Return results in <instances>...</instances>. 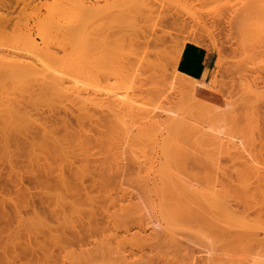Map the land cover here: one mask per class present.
Instances as JSON below:
<instances>
[{
    "label": "rangeland",
    "instance_id": "374dc122",
    "mask_svg": "<svg viewBox=\"0 0 264 264\" xmlns=\"http://www.w3.org/2000/svg\"><path fill=\"white\" fill-rule=\"evenodd\" d=\"M83 1L105 8L84 26L99 19L106 25L82 32L87 44L79 53L74 35L61 30L72 23L74 0H37V8L33 0H0V59L10 52L33 58L40 68L62 71L68 83L85 85L65 86L88 88L91 99L98 90L126 91L141 109L159 106L168 112L165 121L171 116L183 125L176 131L169 119L159 127L138 110H115L112 100L103 109L91 101L83 108L86 97L61 98L38 81L1 82L2 117L9 93L34 124L12 132L25 140L19 149L0 145V245L36 239L37 256L23 264H264V38L251 31L264 26V2L139 0L155 11L151 18L125 9L126 0ZM117 9L126 12L121 20ZM142 26L150 32L133 34ZM187 42L209 54L206 81L217 85L206 100L230 108L219 112L226 117L203 120L186 90L173 87L170 94L169 83L179 79L177 53ZM12 162L18 175L8 174ZM12 176L22 178L18 189ZM227 201L251 228H228L214 217Z\"/></svg>",
    "mask_w": 264,
    "mask_h": 264
},
{
    "label": "bare ground",
    "instance_id": "6f19581e",
    "mask_svg": "<svg viewBox=\"0 0 264 264\" xmlns=\"http://www.w3.org/2000/svg\"><path fill=\"white\" fill-rule=\"evenodd\" d=\"M75 2L72 4V6L74 7V9H75V11H74V9L72 8V11H74V15H72L73 16V19L75 20V23H76V25H74L75 23H74V20L72 19H70V18H72V16L70 15V18L69 17H67L69 14H67V16H64L65 17V19L66 20H68V18L70 19V21L68 20V24L70 23V22H72V23H70L68 26H63V25H61V24H59V25H61V26H63L62 27V31H63V33L64 34H66V35H74L73 37L75 38L74 39V44L77 46V48H76V46H75V48H76V51L78 50L79 51V53L81 52V51H83V49H84V47H86V45L85 44H87V43H85V39L84 38H82V32L83 31H87V30H89L91 27H93L94 26V28H97V27H95V26H101V24H103L102 22H105V21H103V19H99V18H97V19H99L98 21L99 22H101V20H102V22L101 23H99V24H96V25H94L93 24V26H90V25H88L90 28H88V26H84V21L87 19V16L90 14V13H92L93 11V14L94 13H97V15H100V14H98V13H101V10L102 9H105V8H103L104 7V5H99V6H102L101 8H99V7H92L91 6V4L89 5L88 4V6L86 5L87 3H89V2H87L86 4L84 3V1L83 0H74ZM86 1V0H85ZM127 2V6H128V8H125V9H128L129 11H134V9L137 11V9L136 8H140V11L138 10V14L140 15V12H141V10H143V12L146 14V15H148V17H151V16H154V14H155V11H153L148 5L149 4H147L146 2V4H143L142 2H139V0H126ZM143 1H145V0H143ZM254 1V0H253ZM261 1V0H260ZM98 2H100V1H98ZM255 2V1H254ZM258 2H259V0H258ZM264 1L262 0L261 2H260V4L261 5H263L262 3H263ZM68 3V2H67ZM125 3V4H126ZM33 4H34V6L37 8V0H33ZM70 4V3H69ZM96 4V3H95ZM101 4V3H100ZM253 4V5H252ZM258 6L259 4L256 2V3H250L248 6H255L256 8H257V6ZM67 5V4H66ZM107 4H105V6H106ZM114 5V4H113ZM151 5V4H150ZM152 5H153V3H152ZM261 5H259L260 6V8H263V7H261ZM67 6H69V5H67ZM66 6V7H67ZM108 6H109V4H108ZM112 6V5H111ZM126 6V7H127ZM251 6V7H252ZM259 6H258V8L256 9V10H258V9H260L259 8ZM264 6V5H263ZM114 7V6H113ZM117 7V6H116ZM123 7H125V6H123ZM153 7H154V5H153ZM255 7H254V9H255ZM122 8V7H121ZM116 9V8H115ZM68 10V9H67ZM70 10V9H69ZM109 9H107V11H108ZM118 10H120V9H117V11H115L114 10V14L116 15V13H118L119 11ZM105 11V10H104ZM104 11H102L103 13H104ZM106 11V12H107ZM129 11H127V12H129ZM111 12V13H110ZM158 12V11H157ZM259 12V11H258ZM123 13H126V12H123ZM122 12L121 13H118L119 15L118 16H124V15H122L123 14ZM134 13V12H133ZM102 14V13H101ZM104 14H107V16H109V14H111L112 16H114L113 14H112V11H109V13H104ZM136 13H134V15H135ZM60 15H62V14H60ZM97 15H96V17H97ZM143 15V13L141 14V16H140V18H145L146 16H142ZM255 15H256V13H255ZM103 16V15H102ZM107 16H104L105 18L107 17ZM111 16V17H112ZM120 16V20L121 19H123L124 17H121ZM129 16H130V14H129ZM257 16H260L259 14L257 15ZM63 17V16H62ZM104 17H101V18H104ZM125 17L126 18H128V14H126L125 15ZM131 17V16H130ZM53 18V17H52ZM115 18V20H117V19H119V17H117V16H115L114 17ZM152 18V17H151ZM53 19H55V18H53ZM60 19V18H59ZM90 19V18H89ZM108 19H110V16L108 17ZM146 19V18H145ZM145 19H143L142 21H144L145 23L146 22H148V19H146L147 21H145ZM56 21H58L57 20V18L55 19ZM114 20V21H115ZM152 20V19H151ZM150 20V21H151ZM54 21V20H53ZM63 21V20H62ZM87 21V20H86ZM85 21V22H86ZM155 21V20H154ZM55 22V21H54ZM59 22V21H58ZM97 21H95V23H96ZM60 23V22H59ZM78 23V24H77ZM89 23V22H88ZM106 23V22H105ZM103 24L104 26H101V27H105V25L106 24ZM260 23V22H259ZM86 24V23H85ZM255 24V23H254ZM56 25V24H55ZM58 25V26H59ZM256 25V24H255ZM84 27H85V29H84ZM86 27L88 28V29H86ZM253 26H251V28H252ZM98 28H100V27H98ZM141 28V27H140ZM147 28V27H146ZM146 28H144L143 29V26H142V29H137L136 31H134V33L133 34H135V32H139L140 30H141V33L142 32H145L146 31ZM250 28V27H249ZM249 28H246V29H248V31H249ZM57 29V28H56ZM246 29H244V31L246 30ZM253 29V28H252ZM251 29V31H258L259 32V34L261 35V36H259V37H262V38H264V26H263V24L261 23V26H259L258 27V29H254V30H252ZM58 30H59V28H58ZM60 30V31H61ZM99 30H101V29H99ZM61 31V32H62ZM247 31V32H248ZM150 32V31H149ZM149 32H145V33H149ZM84 33H86V32H84ZM90 33V32H89ZM153 33H154V31H153ZM243 31H242V34L241 35H243ZM77 34V36H75ZM92 34V33H91ZM137 34V33H136ZM135 34V35H136ZM139 34H140V32L137 34L138 36H139ZM143 34V33H142ZM246 34V33H245ZM248 34V33H247ZM246 34V35H247ZM81 35V36H80ZM151 36H153L152 34H150ZM150 35H147L146 36V38L149 36V38L151 37ZM246 35H244L243 37L245 38V37H247ZM251 35V34H250ZM254 35L255 36H257L258 34L257 33H255L254 32ZM88 36V35H87ZM255 36H254V39L256 40V38H255ZM89 38V40L91 39V37H92V35H90L89 34V36H88ZM190 38H193V36L192 37H190ZM248 38H249V36H248ZM252 38H253V36H252ZM258 38V37H257ZM252 40V41H255V40ZM260 39V38H259ZM258 40V39H257ZM262 41H264V39H261ZM34 41V40H33ZM194 41H195V36H194ZM197 41V40H196ZM248 41H250L249 39H248ZM252 41H251V43H252ZM262 41H260L261 42V44L263 45V47H264V42L262 43ZM257 42H259V41H257ZM198 43V42H197ZM145 45H147V44H145ZM149 47V46H148ZM146 49V48H145ZM179 50V49H178ZM147 51H148V49H147ZM145 52H146V50H145ZM149 52H150V50L148 51V52H146V53H148L149 54ZM200 52H201V49L196 45V44H194V43H183L182 45H181V47H180V50H179V53H177V55H178V57H177V61L175 62L176 64H177V66H175V67H177L175 70H176V74L175 75H178L179 76V79L178 78H174V80H172L173 82H171V83H169V84H171V87H169V91L171 90L170 88H173V87H177L179 90L181 89V90H186L187 91V93L191 96V99H187V100H189V101H193L194 103H193V105L192 106H194V104H196L195 105V107H194V109H195V111H196V113H199V117H201L203 120H206V121H209L210 122V120H216V119H219L220 117V114H219V112H221L224 108L223 107H221L220 105H218V104H215V103H213V102H210V101H212L213 100V98H210V101H207L206 99H208L207 98V93H206V90L207 89H216V85H217V83H215V81H212V82H207L206 81V77H207V73L206 74H204V76H203V78H201V76H200V67H199V69H198V58H199V55H200ZM148 54H146L147 56H148ZM19 56V54L18 55H16L15 53H9V54H5V55H3V57L2 58H4L5 57V61L2 59V61H4L3 63H1L0 64V78L2 77L3 79H0L1 81H0V86H1V82H8L9 84H11V83H15V82H22V81H25V82H33V81H38V82H42V83H44L45 84V86H46V88H48L52 93H54V94H56V95H58L59 97H61V98H73L74 97V95H76L75 97H77V98H79L78 100H81L82 98L81 97H86L85 98V102L83 103H81V104H83L82 106H83V108L85 107L86 108V106H84V104H87L88 105V102H86V101H91L90 103H92V105L94 106V104L96 103V104H98V106L97 107H99V105H100V107H101V105H103V103H106L105 105H107V103H109V101L110 100H112L113 101V103H115L114 104V106L116 107H113L115 110L117 109V110H119L120 108H121V110L123 109V107H124V109L127 107L128 109H130V110H138L139 112H141L142 113V115L141 116H143V120L145 119L148 123H153V124H155V125H157V126H159V127H162V126H164V125H166L165 123H167V121L169 120V119H173L170 115L171 114H169V116L170 117H167V120L165 121L164 120V118L166 117V116H168V112L166 111V110H164V109H162V108H159V106L158 107H154V108H152V109H141L140 107H138V106H136V103H137V101L134 99V97L132 96V95H130L129 93H127L126 91H125V93H123V91H122V93H120V92H108V91H105V92H108V93H106V94H102V92L104 93V91H102L101 93H100V91L98 90V94L97 93H95L96 95H94V99H91L90 98V91H89V89L87 88V87H85V88H87V89H80L81 87H84V86H82L81 84V86L80 85H78V83L76 84V83H74L73 81V83L76 85V86H78V87H80V88H75L76 86H74V87H71V90L70 89H68L67 87H68V85L71 83V85L73 84L72 82H71V80H72V78L70 79V83H68V79L69 78H67L66 80L63 78V77H61V75H62V71H60V73H57V72H59V71H55L53 68H51L52 70H50V68H46V67H43V68H40L39 67V65L37 64V60H35V59H33V58H25L24 56H22V55H20V57H18ZM148 57H150V56H148ZM148 57H146L145 58V63L146 64H148V67H150L149 66V59L150 58H148ZM0 59V60H1ZM31 61H30V60ZM148 59V60H147ZM28 60V61H27ZM143 60V59H142ZM211 61V60H210ZM179 63H180V65H179ZM175 64V65H176ZM58 70V69H57ZM59 74H60V76H59ZM173 79V78H172ZM212 80H214V79H212ZM77 81V80H76ZM6 82H5V85H8V84H6ZM66 82L68 83V85H66ZM217 82V81H216ZM3 85H4V83H3ZM67 87H66V86ZM1 87H3V86H1ZM6 87V86H5ZM70 87V86H69ZM72 88H75V89H77V90H75V91H73L74 89H72ZM1 89V88H0ZM165 89H168V88H165ZM95 90V89H94ZM175 90V89H174ZM169 91H167V92H169ZM172 91H173V89H172ZM172 91H170V94H171V92ZM213 91H215V90H213ZM249 91V90H248ZM252 91V90H251ZM165 92V91H164ZM163 92V93H164ZM211 92V91H210ZM217 92V91H216ZM255 92V91H254ZM250 94H251V92H249ZM255 93H259V92H255ZM100 94H101V96H100ZM168 93H165V95H167ZM88 95V96H87ZM92 95V96H93ZM247 95H249V94H247ZM160 96H162V95H160ZM197 96H201L202 98L201 99H198L197 98ZM250 96V95H249ZM252 97H254L253 95H251ZM257 96H259L258 94H257ZM5 97H6V100H7V103L5 104V106H4V109L2 110V113H4L5 114V116H3L2 117V114L0 113V115H1V117H0V130L2 131V132H0V145H1V147H3V148H5L7 145H8V143L10 144L8 147H10L11 146V148L10 149H19V147L22 145V144H20V142H22L23 144H24V141L22 140L21 141V136L20 135H18V134H16V135H13L12 134V132L14 131L15 133H19V132H22L21 131V129L28 123V120L30 121V123L29 124H34V118H32V114L30 115V116H28L29 115V112L28 111H23V109H22V107H21V105H22V101H18V100H16V101H14L12 98H11V95L8 93L7 94V96L5 95ZM88 97V98H87ZM163 97H166V96H162V98H160L161 100L162 99H165V98H163ZM167 97H169V96H167ZM249 98V97H248ZM89 99H91V100H89ZM169 99V98H168ZM253 100H256L255 99V97L254 98H252ZM258 99H260L259 97H258ZM257 99V100H258ZM109 100V101H108ZM104 101H106V102H104ZM191 102H189V103H191ZM77 103H79V102H77ZM89 103V104H90ZM192 104V103H191ZM227 104L228 103H226V107H228L227 106ZM247 104H249V103H247ZM111 106H113L112 104H111ZM110 106V107H111ZM186 106H188V104L186 105ZM256 106V105H255ZM88 107V106H87ZM103 107H104V105L102 106V109H103ZM118 107H119V109H118ZM230 107V106H229ZM253 107V106H252ZM251 107V108H252ZM112 108V107H111ZM186 108H188V107H186ZM191 109V108H190ZM227 109H230V108H227ZM227 109H224V110H227ZM234 109V108H233ZM253 109V108H252ZM255 109V108H254ZM0 110H1V107H0ZM170 110V109H169ZM187 110V109H186ZM190 111V110H189ZM198 111V112H197ZM228 111V110H227ZM1 112V111H0ZM28 114H27V113ZM162 112H166V113H164V114H167L166 116H163V113ZM171 112H173V110L171 111ZM232 112V111H231ZM176 113L178 114V111H176ZM176 113H173V114H176ZM189 113V112H188ZM222 115V114H221ZM229 115H231V116H233V117H235L234 115H235V113L233 114V112H232V114L230 113ZM175 116H177L178 117V115H175ZM174 116V117H175ZM196 116V115H195ZM222 116H224V115H222ZM227 116V115H226ZM226 116H224V117H226ZM188 117H190V116H188ZM194 117V116H193ZM192 117V118H193ZM198 117V116H197ZM185 119V118H184ZM187 119V118H186ZM175 120V118L172 120L173 122H172V129H176V131H177V129L178 128H181L182 127V125H183V120H176V121H174ZM190 120V119H189ZM185 122H187V121H185ZM35 124H36V121H35ZM168 124V123H167ZM29 126H31V125H29ZM207 126V125H206ZM26 127H28V125L26 126ZM208 127V126H207ZM211 127V126H210ZM210 129H212V128H210ZM205 130H207V129H205ZM168 131H169V128H168ZM173 131V130H172ZM171 131V132H172ZM198 131V132H197ZM197 131H196V133L198 134L199 133V129H197ZM201 131V130H200ZM13 132V133H14ZM208 132V131H207ZM209 133V132H208ZM24 134V133H23ZM196 134V135H197ZM7 135V137H5ZM199 135V134H198ZM3 136V137H2ZM22 136H24V135H22ZM45 139H47V140H52L53 138L48 134V132H46L45 133ZM232 137V136H231ZM223 138H221L220 140L221 141H223L222 140ZM230 139V138H229ZM237 140V137L236 138H234L233 137V140ZM230 141V140H229ZM14 144V147L15 148H13V146L11 145V144ZM231 143H233L232 144V146L236 149V147L238 148V146L239 145H237L236 143H234V142H232V140H231ZM231 143H229V145H231ZM238 143V142H237ZM6 145V146H5ZM230 147V146H229ZM234 148H231V149H234ZM240 148V147H239ZM9 149V148H8ZM239 150V149H238ZM140 165V164H139ZM16 169V164L14 163V162H12V163H10V165H9V175H11V173H14V174H16V175H18V171H14ZM14 171V172H13ZM257 177H260V172H257ZM36 178H37V176H36ZM21 181H22V178H21V176H18V177H15V176H12V178L10 179V184L12 185V187L13 188H17L18 189V187L20 186V184H21ZM155 183V182H154ZM245 189V188H244ZM246 191H248V189H245ZM211 198V197H210ZM210 200V199H209ZM2 200L0 199V203H3L4 201H2ZM224 201V200H223ZM226 201V200H225ZM208 203H210V201H208ZM226 203H228V201L226 202ZM231 203V202H230ZM4 204V203H3ZM208 205H210L211 206V203L210 204H208ZM233 205V204H232ZM213 206V205H212ZM211 206V207H212ZM230 204L228 203V204H222V206H221V208H219L218 207V209L217 210H215L216 212H213V215H214V217L216 218V219H218L222 224H224V226L225 227H228V228H232V229H238V228H241V229H244L245 231L246 230H248V228H251V225L253 226V223H251L250 224V226H248L246 223L247 222H241V221H238L237 219H236V212L234 211V210H230ZM19 205L18 204H16L15 205V208H14V210L16 211L17 209L19 210ZM213 208V207H212ZM214 209V208H213ZM20 213V212H19ZM225 214V215H224ZM238 214V213H237ZM222 216V217H221ZM223 218V219H222ZM245 219V218H244ZM250 231V230H249ZM260 233V232H259ZM258 233V234H259ZM257 234V233H256ZM257 234V235H258ZM257 235H256V237H257ZM260 235V234H259ZM259 238V237H258ZM24 238H22V240H23ZM264 239V238H263ZM262 239V241L264 242V240ZM261 241V242H262ZM204 253L205 252H209V251H203ZM37 256V241H36V239H33V238H31V239H24V241H20V242H15L11 247H9L8 249H6V247L4 246V245H0V264H23L22 262L23 261H25V260H27V258H33L34 259V257H36ZM31 258V259H32ZM195 257H193L192 259H194ZM198 258H196L195 260H197ZM31 261V260H30ZM193 261V260H192ZM26 262V261H25ZM28 263V262H27Z\"/></svg>",
    "mask_w": 264,
    "mask_h": 264
},
{
    "label": "crops",
    "instance_id": "0c3cea01",
    "mask_svg": "<svg viewBox=\"0 0 264 264\" xmlns=\"http://www.w3.org/2000/svg\"><path fill=\"white\" fill-rule=\"evenodd\" d=\"M199 67H200V76L201 78H203L204 74L206 73L208 74L209 72V54L205 52L203 49H201V52L198 58V69Z\"/></svg>",
    "mask_w": 264,
    "mask_h": 264
}]
</instances>
